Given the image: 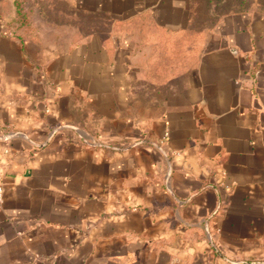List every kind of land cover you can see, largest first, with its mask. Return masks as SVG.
Returning <instances> with one entry per match:
<instances>
[{"label":"crops","instance_id":"1","mask_svg":"<svg viewBox=\"0 0 264 264\" xmlns=\"http://www.w3.org/2000/svg\"><path fill=\"white\" fill-rule=\"evenodd\" d=\"M0 184V264H264V0H0Z\"/></svg>","mask_w":264,"mask_h":264},{"label":"built area","instance_id":"2","mask_svg":"<svg viewBox=\"0 0 264 264\" xmlns=\"http://www.w3.org/2000/svg\"><path fill=\"white\" fill-rule=\"evenodd\" d=\"M166 140H167V132H164L163 136L156 143H153V146L163 153L162 148L165 145ZM2 196H3V186L0 184V200L2 199Z\"/></svg>","mask_w":264,"mask_h":264}]
</instances>
